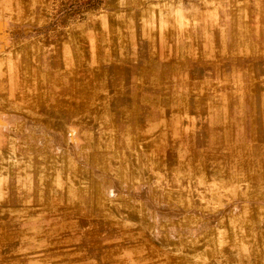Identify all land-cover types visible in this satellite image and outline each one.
I'll return each instance as SVG.
<instances>
[{
	"label": "rangeland",
	"instance_id": "rangeland-1",
	"mask_svg": "<svg viewBox=\"0 0 264 264\" xmlns=\"http://www.w3.org/2000/svg\"><path fill=\"white\" fill-rule=\"evenodd\" d=\"M0 264H264V0H0Z\"/></svg>",
	"mask_w": 264,
	"mask_h": 264
}]
</instances>
